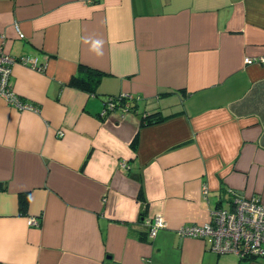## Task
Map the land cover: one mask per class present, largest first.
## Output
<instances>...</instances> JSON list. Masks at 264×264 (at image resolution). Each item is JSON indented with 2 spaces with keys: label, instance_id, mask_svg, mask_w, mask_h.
<instances>
[{
  "label": "crops",
  "instance_id": "1",
  "mask_svg": "<svg viewBox=\"0 0 264 264\" xmlns=\"http://www.w3.org/2000/svg\"><path fill=\"white\" fill-rule=\"evenodd\" d=\"M0 48L45 64L10 67L36 110L0 96V264H264L177 232L230 190L264 202V0H0Z\"/></svg>",
  "mask_w": 264,
  "mask_h": 264
},
{
  "label": "built area",
  "instance_id": "2",
  "mask_svg": "<svg viewBox=\"0 0 264 264\" xmlns=\"http://www.w3.org/2000/svg\"><path fill=\"white\" fill-rule=\"evenodd\" d=\"M18 36L23 33L18 28ZM18 61L37 70H43L44 62L35 55L21 54L15 57L0 48V96L17 108L36 110L37 107L18 96L10 84V67ZM246 63L254 61L264 63V56L244 58ZM137 96L122 92L110 95L104 101L102 114L115 107L130 109V103ZM125 165L126 163H121ZM202 186V192H206ZM231 194L230 206H216L210 212L209 219L202 224L185 223L177 229L181 236L205 237L211 239V248L217 253H232L239 258L264 257V202L255 196H243L234 190ZM28 224H37L38 218L30 216ZM148 234L154 237L157 230L166 226V220L160 213L148 219Z\"/></svg>",
  "mask_w": 264,
  "mask_h": 264
},
{
  "label": "trees",
  "instance_id": "3",
  "mask_svg": "<svg viewBox=\"0 0 264 264\" xmlns=\"http://www.w3.org/2000/svg\"><path fill=\"white\" fill-rule=\"evenodd\" d=\"M103 74L104 73L99 69L84 64H80L77 73L70 78L68 84L88 90L90 92H94L95 87L97 86ZM163 118L164 116L159 115L158 112L152 114H145L141 118V124L145 125L149 123H154L162 120ZM25 203H26V198L25 196H22L20 198L21 207H23Z\"/></svg>",
  "mask_w": 264,
  "mask_h": 264
},
{
  "label": "water",
  "instance_id": "4",
  "mask_svg": "<svg viewBox=\"0 0 264 264\" xmlns=\"http://www.w3.org/2000/svg\"><path fill=\"white\" fill-rule=\"evenodd\" d=\"M257 84H259V83H256V86H257ZM262 85H264V83H262ZM261 85V86H262ZM257 89H258V87H257ZM262 92H264V91H262ZM259 92H257V94H258ZM262 97H264V96H262ZM249 100H251V101H255V100H258V99H253V97L251 96V99H249ZM261 100V99H260ZM262 101V100H261ZM246 102V101H245ZM243 104H245L244 103V101H243ZM241 105V104H240ZM240 105H238V106H240ZM251 105H254V103L252 102V104Z\"/></svg>",
  "mask_w": 264,
  "mask_h": 264
}]
</instances>
